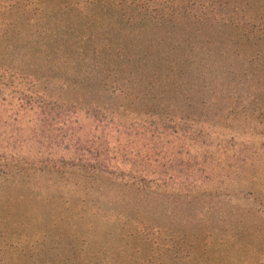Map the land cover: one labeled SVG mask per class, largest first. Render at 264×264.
<instances>
[{
	"label": "trees",
	"instance_id": "trees-1",
	"mask_svg": "<svg viewBox=\"0 0 264 264\" xmlns=\"http://www.w3.org/2000/svg\"><path fill=\"white\" fill-rule=\"evenodd\" d=\"M35 1L0 0V15ZM77 1L117 6L146 26L190 29L191 56H204L190 63L186 53L175 55L166 76L149 60L129 86L104 84V96L89 105L46 99L25 76L0 70V137L17 147L0 151V184L78 173L142 189L263 198L264 0ZM8 29L4 19L0 40ZM246 45L252 55H242Z\"/></svg>",
	"mask_w": 264,
	"mask_h": 264
},
{
	"label": "rangeland",
	"instance_id": "rangeland-1",
	"mask_svg": "<svg viewBox=\"0 0 264 264\" xmlns=\"http://www.w3.org/2000/svg\"><path fill=\"white\" fill-rule=\"evenodd\" d=\"M116 7L39 0L0 15V24L9 23L0 70L25 76L46 99L89 105L104 96V84L129 86L149 60L166 76L175 55L204 56H191L192 30L146 26ZM9 143L16 147L0 137V151ZM263 200L38 173L0 184V264H264Z\"/></svg>",
	"mask_w": 264,
	"mask_h": 264
}]
</instances>
